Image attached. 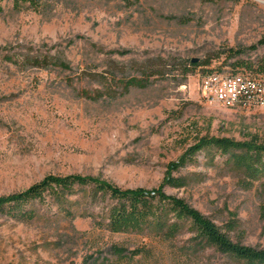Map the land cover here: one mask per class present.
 I'll use <instances>...</instances> for the list:
<instances>
[{"label": "rangeland", "instance_id": "374dc122", "mask_svg": "<svg viewBox=\"0 0 264 264\" xmlns=\"http://www.w3.org/2000/svg\"><path fill=\"white\" fill-rule=\"evenodd\" d=\"M46 1L55 3L48 11H18L2 0L0 45L60 56L70 67L24 69L0 54V195L68 174L162 189L220 226L232 221L234 240L264 248V173L253 178L242 163L207 150L175 167L203 137L264 144V106L227 107L202 88L208 70L262 53L230 49L264 34V0ZM191 58L200 64L174 76ZM145 69L168 75L128 89L120 83L145 78ZM91 190L78 185L60 201L46 194L28 219L0 212V264H239L211 248L181 254L187 230L171 240L109 230L89 213L101 215L111 199ZM114 244L148 252L120 259Z\"/></svg>", "mask_w": 264, "mask_h": 264}, {"label": "trees", "instance_id": "16d2710c", "mask_svg": "<svg viewBox=\"0 0 264 264\" xmlns=\"http://www.w3.org/2000/svg\"><path fill=\"white\" fill-rule=\"evenodd\" d=\"M15 10L32 8L34 10H50L55 3L46 0H11ZM59 1V0H57ZM56 1V2H57ZM4 7L0 0V15ZM263 49L262 53L254 58L240 57L232 63L231 70L245 69L254 74H264V34L260 39L249 47H242L236 50L230 49L231 56H240L248 51ZM9 45H0L2 58L19 68H49L60 66L69 68V63L60 56L51 54H34L32 48L23 50L15 49ZM126 54L128 50L117 51ZM193 58L184 64L178 65L181 69L174 73V76L187 77L192 72L191 67L200 63L193 62ZM208 64L209 61H204ZM170 62H164V66ZM171 64V63H170ZM143 73L142 79L133 76L121 80L120 83L125 89L131 86H145L150 83L154 75L167 76L165 70H147ZM209 71V70H208ZM207 71V72H208ZM94 95L88 91L84 94L89 98H99L103 95L97 91ZM216 151L242 163L246 171L253 178H259L264 173V144L249 141H237L228 137H203L191 145L179 158L175 167L195 163L196 156L201 151ZM92 186L91 195L103 198H110L111 203L103 209L102 214L89 213V215L101 216L100 224L113 232H131L141 230L163 240H171L184 230L190 233L189 242L179 247L181 254H198L206 249H213L222 254L229 261L239 264H264V248L244 244L234 240L229 230L234 227L233 222H227L220 226L211 217L206 216L200 210L194 208L187 201L177 196L169 195L162 189L147 190L144 188L125 189L108 180L93 176L79 174L48 175L37 183L30 185L25 190L0 195V212L17 219H28L34 216L32 207L45 199L46 194L57 200H64L71 194L76 186ZM111 251L118 258H133L135 255L148 252L147 249L137 248L128 250L119 245H112ZM107 264H114V261L106 259Z\"/></svg>", "mask_w": 264, "mask_h": 264}, {"label": "built area", "instance_id": "2783aa9c", "mask_svg": "<svg viewBox=\"0 0 264 264\" xmlns=\"http://www.w3.org/2000/svg\"><path fill=\"white\" fill-rule=\"evenodd\" d=\"M202 88L208 98L227 107L264 106V74L245 69H211L202 76Z\"/></svg>", "mask_w": 264, "mask_h": 264}, {"label": "water", "instance_id": "95a60500", "mask_svg": "<svg viewBox=\"0 0 264 264\" xmlns=\"http://www.w3.org/2000/svg\"><path fill=\"white\" fill-rule=\"evenodd\" d=\"M192 60H193V62H195V61H197V58H193Z\"/></svg>", "mask_w": 264, "mask_h": 264}]
</instances>
